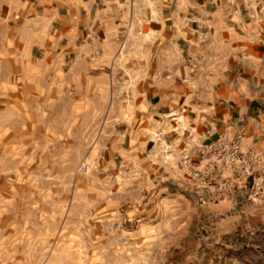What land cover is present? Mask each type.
I'll use <instances>...</instances> for the list:
<instances>
[{
	"label": "crops",
	"instance_id": "0c3cea01",
	"mask_svg": "<svg viewBox=\"0 0 264 264\" xmlns=\"http://www.w3.org/2000/svg\"><path fill=\"white\" fill-rule=\"evenodd\" d=\"M0 38L25 46L36 69L85 84L109 78L104 93L126 86L107 97L123 107L101 112L118 120L100 159L105 179L123 182L113 213L125 244L139 245L134 259L264 264V199L249 197L252 177L231 187L226 174L224 191L193 185L181 163L151 158L146 133L169 132L162 116L179 112L201 143L241 130L242 147L264 154V0H0ZM121 49L135 78L116 65ZM184 137L167 135L197 166Z\"/></svg>",
	"mask_w": 264,
	"mask_h": 264
},
{
	"label": "rangeland",
	"instance_id": "374dc122",
	"mask_svg": "<svg viewBox=\"0 0 264 264\" xmlns=\"http://www.w3.org/2000/svg\"><path fill=\"white\" fill-rule=\"evenodd\" d=\"M127 63L122 53L116 65ZM107 83L36 69L25 46L0 38V264H152L134 259L139 245L125 244L113 213L123 182L105 179L100 157L118 118L101 112L129 91L104 93Z\"/></svg>",
	"mask_w": 264,
	"mask_h": 264
},
{
	"label": "built area",
	"instance_id": "2783aa9c",
	"mask_svg": "<svg viewBox=\"0 0 264 264\" xmlns=\"http://www.w3.org/2000/svg\"><path fill=\"white\" fill-rule=\"evenodd\" d=\"M121 49L116 59L122 55ZM162 121L170 124L171 129L165 130L163 124H155L146 131L148 139L154 148L151 158L159 160L165 166H177L179 163L185 167V175L193 185L200 187H211L216 185L220 190L227 189L225 182L226 174L233 173L229 186H235L237 182L252 177L249 188V197L264 199V178H253L256 168H264V154L253 148H243L241 145L242 131L240 130L234 138L228 139L221 135L212 142L201 143L195 135V130L185 124L184 117L179 112H168L162 116ZM184 134L185 145L197 157L199 165H190L187 153L178 156L175 148L168 140L167 135ZM184 152V151H183ZM80 171H87V166L81 165Z\"/></svg>",
	"mask_w": 264,
	"mask_h": 264
}]
</instances>
